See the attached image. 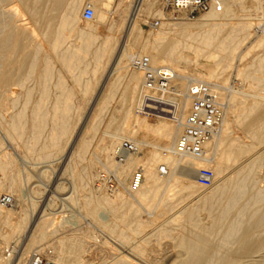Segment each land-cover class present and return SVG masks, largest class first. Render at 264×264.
<instances>
[{"label":"bare ground","instance_id":"bare-ground-1","mask_svg":"<svg viewBox=\"0 0 264 264\" xmlns=\"http://www.w3.org/2000/svg\"><path fill=\"white\" fill-rule=\"evenodd\" d=\"M113 1L90 0V2H86L93 7L94 15L91 21H95L96 24H89L88 28L80 30L81 44L64 41L62 35L73 31L72 23L76 19H81L79 12L83 10L86 4L83 3V0H17V8L14 5L12 7L9 6L11 9L14 7L9 11V15L15 16L16 20L13 18L15 24L12 25L8 22L0 25V104L5 98L6 92L12 95L16 94L15 86H21L24 89L22 91L24 93L22 95L17 94L13 99H7L9 102H5V104L10 103L11 108L14 109L18 103L20 105L19 101L22 97L24 98V103L22 100V105H20V108H22L17 110L15 116L12 114L14 117L12 116L11 120L8 121V128L15 131L12 132L16 133L17 135H14L20 139L21 128L24 127L26 129L25 125L30 120V131H32V128L34 129L33 131L37 130L36 136H31V139H35L32 143L39 145V139H41L42 133L45 132L44 129L47 126L48 116L45 113H38V110L46 108L43 105L33 107L29 111V113L31 112L30 115H32L30 118L26 115L28 104L33 95V89L32 85L31 87L24 86L28 85V81L31 79L41 81L39 83L41 86L39 88L41 93L40 100H45L49 96L51 89L46 85L52 83L50 82L52 79L57 80L52 84L55 86L60 85L58 88H61L59 93H54V104L51 107L52 113L49 115L51 123L49 125V129H51L48 131L49 139L44 144L42 142L40 146L58 144L74 124V122H71L73 114L69 112L78 107L70 103L63 104L64 101L73 97L71 89L66 90L65 86H62L63 84L60 82L65 77L52 74L55 71V66L51 57L39 58L43 42L46 41L45 39L52 37L50 41L51 48L55 52L59 64L63 66L62 69L71 72L66 78L73 80L71 81L72 85L76 86L75 88L81 94V97L86 99V102L91 100L92 92L98 82L90 81L95 76L94 74L89 76L87 73H83L85 72L83 70L89 66V62L85 57H81L80 54H92L90 60L93 63L91 67L96 70L102 63L104 64L102 71H105L114 55L115 58L110 75H114L113 79L126 78V83L117 96V101L120 104L115 108V111H121V113L116 114L113 111V113L106 114L109 109V103L114 99L116 86L115 82L109 83L106 89L107 92L99 96L96 119L87 125L81 141H79V145L89 144L91 141L89 137H94L96 131L99 130V124H105V128L101 131L98 140L100 149L94 155V161L100 163L106 170L114 172L119 182L112 194H104L101 188L93 186L94 191L100 193L101 200L98 202L114 205L113 214L116 216L115 219L118 222H123L125 228L134 232V235H137V233L147 227L157 225L159 228L156 231V236L159 238H170L171 242H174V246L176 245V247L180 248V251L177 248L179 253L174 260V264H264V187L255 189L256 180L253 179L256 170L264 173V152L257 151L259 148H257V145L264 143V103L262 102L264 101V83L260 86L261 88H258L262 89V93L257 94L256 84L248 86L246 91L244 89L248 97H251V100L246 107L241 108L235 105L236 96L226 98L227 85L224 86V84L228 77L225 78L226 81L220 79L221 70L226 65H221V62L226 59H233L232 54L237 48L239 36L245 34L249 28L253 27L248 21V16L252 17L250 15L261 8L263 0H225L224 9L221 12L209 10L200 19L161 22V27H158L159 30L156 33L146 30L145 21L153 15L162 18L161 0H118V6H123L117 15L121 21L117 19V21L109 22L108 14ZM230 21H235V23L230 25ZM87 22L89 21H84V23ZM258 23L257 25H260V22ZM228 24L231 29L228 28L229 31L224 33L223 27ZM105 27H107V30L102 43L95 46V42L103 34ZM205 27L209 28L204 29ZM262 27L264 29V26ZM249 35L248 37H250ZM113 38H115L114 42ZM257 38L256 41H253L255 42L252 46L254 50L256 47L262 48L261 46L264 45V31ZM118 41H121V44L117 50ZM94 46L96 49L93 51L91 49ZM224 52L226 53L224 57L217 58L219 54L221 55ZM244 52L247 53V50ZM244 52L242 54L243 57L247 55ZM189 53H193V57H189ZM143 55L148 56L154 66H164L173 69L178 75L177 84L179 89H184L187 78L207 82L215 89L219 99L224 102V115L220 133L205 144L202 157L196 158L173 154L171 149L180 131L179 125L166 119L153 122L149 117L137 112L141 74L131 68V61L135 57ZM238 55L242 56L240 53ZM43 57L45 56L43 55ZM258 58V61L256 60V68L252 72L249 73V70L248 73H245L244 68L247 66L244 65V68L239 70L237 75H244L243 78H246L244 81H248V83L258 84L260 81L264 82V55ZM232 59L228 63L234 62ZM84 61H87V64ZM81 63H83L82 67H85L83 70L79 67ZM227 65L229 66V64ZM36 69L40 71V74L34 77ZM78 69H80V73H72V71L74 72ZM81 70L83 71L82 73ZM103 73L98 76V79H101ZM82 78H86V81H80ZM188 108V100H181L179 109L181 118L186 115ZM107 115L109 118L105 120ZM79 117L81 116L79 115ZM233 126L242 129L253 141L247 144L246 148L240 150L239 154L241 156L236 155L232 149V147L238 145L235 143V138L229 141L226 140L232 132ZM30 131L29 133L31 134L32 132ZM105 136L108 139L105 142H101ZM2 138L6 141L5 136H2ZM123 139L133 140L140 150L137 154L128 156L125 163L114 164V148ZM224 144L228 146V150L226 152H218L219 148ZM30 150L33 153L34 149H27L31 156ZM14 152L19 156L15 150ZM78 152L79 157L84 154L83 151ZM51 154L45 153V155L49 156ZM251 154L252 156L248 157ZM5 163L4 165L1 163L2 165L0 166L4 168L6 166ZM163 164L169 168V172L166 175H160L159 173V168ZM202 167L211 168L214 172L213 183L210 187H207L208 189L210 188L209 192L201 197V202L200 204L198 203V206L193 204V206H189L186 203L182 209L180 208L181 210L178 208L176 212L178 215L175 213L171 214L170 221L166 222L173 225L168 226L165 224L166 222H164L165 225L162 224L163 222L161 223V221L162 219L164 221V216L171 210L174 211V205L177 207L178 204L172 206L169 203L170 201L168 202L165 199L166 197H162L161 193L169 194L170 192L169 196H172L173 192L171 193V191L177 188L180 192L185 193L187 198L194 196V193L199 189V185L195 180L182 181L180 175L183 172H188L195 177L197 170ZM138 168L142 170L143 178L139 188L130 192L128 191V186L134 172ZM90 177L87 178L90 179ZM79 180H81V183L82 181L85 182L83 179ZM12 182L15 183L14 180L11 181V184ZM261 182L264 183V175ZM86 192L88 191L86 190ZM9 195L14 198V194ZM76 198H74V201ZM82 201L78 203L90 205L88 202ZM135 203L145 205L147 210L149 207L150 209L151 207L153 208L146 220L143 219L142 221L139 219L138 209L134 207ZM33 213V210L29 211L28 220L33 217ZM42 216L44 217L43 214ZM0 219V224L4 225L12 221L14 216L10 213V210L0 208ZM19 219L20 221L16 222L17 224L11 223L9 232H4L3 230L1 232L0 230L1 239H3L2 241L6 246V254H0V264H24L30 252L29 250L35 242L34 237L38 239L36 241H43L49 235L47 230L49 224H40L38 222L39 224H35L32 230L33 235L29 237L22 248L19 245L27 228L28 220L24 215ZM102 226L108 228L107 224H102ZM16 228H22L20 231L22 234L20 233V236L14 238L15 243L13 245H9L8 241L15 234ZM178 228L186 233L178 232ZM108 229L116 236V239L119 238L125 243L128 242L129 236L127 234L129 233L126 234L124 230H118L117 225L114 224ZM146 231L148 230L146 229ZM129 235L131 236L132 234ZM136 235L134 237H138ZM90 236L86 231L65 234L64 238L56 239L47 247H40L38 243L37 245L40 247L38 251L46 255L54 264H89V260L85 258V253L91 249H101L94 245L95 242L89 244L90 241L88 242L86 239ZM154 243L156 244V242ZM133 249L137 254L141 255L145 250L141 244H137Z\"/></svg>","mask_w":264,"mask_h":264},{"label":"rangeland","instance_id":"rangeland-1","mask_svg":"<svg viewBox=\"0 0 264 264\" xmlns=\"http://www.w3.org/2000/svg\"><path fill=\"white\" fill-rule=\"evenodd\" d=\"M16 1L17 0H2V1H0V18H1L0 19V25L4 24L5 22L10 23L11 25L15 24L16 17L15 16L12 17L11 15H9V11L12 10L14 7L17 8ZM86 2H90V0H83V3H86ZM161 2H162V0H161ZM262 3H263L261 5L262 9L260 8L259 10H257L258 11V12L256 11L257 13L256 12L252 13V15H250L252 17L248 16V21L253 26V27L251 26L253 29L249 28V30L245 34L239 36V38H238L239 42H238L237 48L234 51V53L232 54L233 59L230 58V60L232 59V61H234V62H232V63L230 62L231 63L230 64V63H228L230 60H227V59L221 62V65H223V64H226V65H224L223 66L224 69L222 68V70H221L220 79L222 81H226L225 78L228 77L227 81L224 84V86L227 85L226 86L227 87L226 88V96H227L226 98L228 99V97L236 96V98H237L235 101L236 107L238 106V107L244 108L249 104L251 97L250 96L248 97V94L245 92L246 88L248 86H250V85L253 86L256 84L257 86H255V89H256L257 94L262 93V89H258V88H261L260 86L263 85V83H264L263 81L262 82L260 81V83H258V84L257 83L252 84V83H248V81H244V80H246V78H243L244 75H242V74L237 75L238 71L244 68V65L247 66V67L245 66L246 68H244L245 73L246 72L248 73L249 70H250L249 73L252 72V70L254 68H256V65H257L256 60L258 61V59H259L258 57L264 55V45L261 46L262 48L256 47L255 48L256 51L254 50V47H252L253 44L255 43L253 41H256L258 39L257 37L262 35V32L264 31V29L262 27V26H264L263 25L264 24V14H263L264 13V0L262 1ZM13 5H14V7L11 9V7ZM9 6H11V7H9ZM122 8H123V6H118V0H114L112 2L111 7H110V12L108 14V21L109 22H112L114 20L117 21L118 11ZM160 8L162 9V5H160ZM261 12H262V14H260ZM81 13H82V10H80L79 15H81ZM203 14H205V12H200L193 19L194 20L200 19ZM257 16H258V19H257ZM254 17H255V19H254ZM2 19H3V21H1ZM156 19H158V17L154 16V15L146 19V21H145L146 26L145 27H146V30L148 32L156 33L159 30V28L161 27V23L159 25L160 26L159 28L158 27L154 28L150 25V23ZM164 19L161 22L179 21V20H173L172 18L167 17V16ZM118 20L121 21V19H118ZM182 21H186V20H182ZM230 22H231L230 25L232 23H235V21H230ZM258 22H260V25H257V24H259ZM89 24L90 25L96 24V22L95 21H89L87 23H84V21H82L81 19H79V20L76 19L72 23L74 30L71 32H66L64 35H62L63 40L68 41V42H73L76 44L77 43L81 44L82 40L80 38V30L88 28L87 26H89ZM230 25L228 24V25H225L223 27L224 33L229 31V29H231ZM207 28H209V27H205L204 29H207ZM106 30H107V27H105L103 34L95 42V46L100 45L102 43L103 38L105 37ZM253 33H255V34H253ZM117 35H118V32H117ZM248 35L250 37H248ZM241 36H242V38H241ZM51 38L52 37H48V39H45L46 41L43 42V48L40 51L41 53H39V58L41 57L43 59V58H46L47 56L49 58L51 57L52 63L55 66V67L53 66L55 71L52 72V74H54V76L62 75L65 77L60 82L63 84L62 86H65L66 90L71 89L73 97L67 101H64L63 104L70 103V104H74L78 107L77 109L74 108L72 111L69 112V113L73 114L72 117L74 118V120L72 118L71 122L72 123L74 122V124H73L72 128L69 129L67 131V133L62 137V139L59 141L58 144H56L54 146H51L49 144H47V146H43V145L40 146V144L42 142H43L42 144H44V142H47L49 139L48 138L49 137L48 131H50V129H51V128L49 129V125H51L49 115L52 113L51 107L54 104V98H55L54 95L59 93L61 88H58V87H60V85H56V86L53 85L52 83L56 82L57 80L55 81V79H52L50 81L52 83H49L48 85H46L47 87H49L51 89L49 96L46 97L45 100H40L41 93H40L39 88L41 86L39 83L41 81L37 80V79H31L28 81L29 82L28 85L24 86V87H29V86L31 87V85H32V89L34 90V91L32 90L33 95H32V98L30 99V102H29L30 105L28 104L26 115L30 118L32 115H30L31 112L29 113V111H31V109L37 105H43V106H46V108L38 110V113L39 114L45 113L48 116L47 117L48 122H47V126L44 129L45 132L42 133V137L40 136L41 139H39V143H38L39 145H34L32 143V142H34L35 139L34 138L31 139V136H33V137L36 136L37 130L33 131L34 129L32 128V131H30V129H29V128H31L30 120L26 123L27 125H25L26 129L28 128L27 130L24 127L21 128L22 129L21 132L23 134L21 133L22 135L20 134V136L22 137L23 140L21 139L20 136H19L20 139H18V137L16 136L17 134L13 133L15 131L8 128V121L11 120L10 118H12L13 115L15 116L17 110L22 108V107L20 108V105H22V100L24 98L23 97L20 98V101H19L20 105L18 103L17 106L14 107V109L11 108L10 103L5 104V102H9V100H7V99H13L17 94L22 95L24 93V92H22L24 89L21 88V86H19L20 88L15 86L14 90L16 89L15 90L16 94L12 95L11 93L6 92L5 98L0 104V107L2 106L0 108V116L3 117V119H2V117H0V133H1V135H0V165H2V164L4 165V163L6 161V163H5L6 168L5 167L2 168V166H0L1 167L0 168V185H1L0 194L1 193L14 194L15 199H14V203L12 206L0 207L3 210H10V213L14 216V219L12 221H9L7 224H4V225L0 224L1 232H2V230L4 232H9L10 231L9 226L11 225V223L17 224L16 222L20 221L19 218L22 215L26 216L27 220H28L29 211L33 210L34 211L33 217H31L27 221L28 222L27 228L25 229V232L23 233L22 241L20 242L19 246H21L22 248L25 246L29 237L31 235H33L32 230H33L35 224L36 225L39 223L40 224L41 223L49 224V226L47 228V230L49 231V235H47L43 241H36L38 239L36 237H34L36 245L34 242L33 245L31 246L32 249L30 248V250H29L30 252H29L28 256L31 254V251H33V250L38 251V249H40L41 246L47 247L49 244L53 243L56 239H59L60 237L64 238L65 234L67 235V234H70L72 232L86 231L89 236L91 235L89 238L86 239L88 242L90 241L89 244L91 242L92 243L95 242L94 245H96L98 248H101L99 250L98 249H91L90 251L85 253V258H87L89 260V262H90L89 264H111L112 262H113V264L114 263L115 264H118V263L119 264H127V262H128V264H142V262H143V264H167V263L168 264H174V260L179 253L177 248L179 249V251H180V248L176 247V245L174 246V244H173L174 242H171L170 238H167V237L159 238V237H157L156 231L159 228V227H157V225H154L155 227L154 226L147 227L146 229L148 231H146V229H144L143 231L137 233V235L135 234L139 238L134 237L135 236L133 234L134 232H132L129 229H126L125 224L123 222H118L115 219L116 216L113 214L114 205H110V204H106V203L101 204L100 202H98L101 200V197H100V193L95 192L93 189L94 188L93 186L96 187L95 176H96L97 171L106 170V169L100 163L94 161V155L100 149V142L98 140H99L101 131L105 128V124H103V123L99 124V127H98L99 130L96 131L94 137H92V138L89 137V140H91L89 142V144L79 145V141H81V138H82V135L85 131V128L87 127V125L89 123L93 122V120L96 119L95 115L98 114V111H96V108H97V102H98L99 96H100V94H105L107 92L106 89L109 86V83L115 82L116 86L114 89V99L112 98L113 101H111L109 103V109L106 111V114L113 113V111L116 114L121 113V111H117V110L115 111V108L118 107L120 104V102L118 103V101H117L118 100L117 96H118L120 90H122V88L124 87V84L126 83V78L113 79L114 75H110L111 67L113 66L115 56L113 55L111 61L107 65L105 71H102V66L104 65L102 63L100 64V67L96 70H94V68L91 67L92 63H93V61L90 60L92 57V54H80L81 57H85L86 60H88V62H89V66L87 67V69H84V70H83V68H85V67H82L83 63H81L79 65V67L82 68L83 71H85V72H83L81 70V73L82 72L87 73L89 76L94 74L95 76L92 79H90V81L98 82V85H95L96 91L94 90L92 92L91 100L89 102H86V99L81 97V94L75 88L76 86L72 85L71 81H73V80H71L70 78L69 79L66 78L71 74V72H69L65 69H62L63 66L61 64H59V62L55 56L56 54L53 51V49L51 48V44H50ZM246 38H247V41H246ZM114 40H115V38H113V42H114ZM243 41H246V42H243ZM113 42H112V44H113ZM118 42H117V50L121 44V41H118ZM194 44L196 45V43H194ZM95 46L91 50L94 51V49H96ZM240 48H241V50H240ZM246 50H247V53L244 52ZM243 52H244V54H247L246 55L247 57L245 55L243 57V55H242ZM239 53L242 56L238 55ZM43 55L45 57H43ZM85 55H87V56H85ZM225 55H226V53L224 52L221 55L219 54L217 56V58H219V57L222 58ZM188 56L193 57V53H189ZM247 60H248V62H247ZM84 62H85V64H87V61H84ZM227 64H229V66ZM249 65H250V67H248ZM226 67H228V68H226ZM78 70H75L74 72L72 71V73H78V72L80 73V69H78ZM102 72H104V73H103L101 79H98V76ZM35 73L36 74L34 75V77H36L38 74H40V71L38 69H36ZM87 74H86V76H87ZM80 81H86V78H82ZM229 88L231 90H227ZM244 89H245V91H244ZM36 90H37V92H36ZM236 91H238V92H236ZM38 92L40 94L39 96H38ZM102 92H104V93H102ZM259 101H261V100H259ZM262 102L264 103V101H262ZM23 103H24V100H23ZM3 107H4V109L2 112ZM34 113L36 114V112H34ZM79 115L81 117H79ZM108 118L109 117L107 115L105 117V120H107ZM149 119L152 120L153 122L155 121V119H151V118H149ZM4 122H5V124H4ZM115 124H113V126H115ZM3 127H5L4 128L5 131L3 130ZM29 131L32 133L30 134ZM14 134H16V135H14ZM7 135H8V137H7ZM25 135H27V136H25ZM2 136L6 137V141L3 140ZM28 137H30L29 141H28ZM43 137L44 138L46 137V138L44 139ZM227 138L228 139H226V140H228V141L235 138V140H236L235 143L238 145L232 147V149L235 152V154L239 155V156H241L239 154L240 150L246 148L245 146L247 144H250L253 142L245 134V132L237 126L232 127V132L230 133V135H228ZM107 139H108V137L105 136L101 142H103V141L105 142ZM24 140H26V141H24ZM28 142H30V143H28ZM115 142H117V140H115ZM27 146H30V147L27 148ZM34 146H35V148H34ZM30 148L35 150V151L33 150V153L30 150L31 156H30V152L27 151V149L29 150ZM257 148H258L257 151L264 152V143L261 145H257ZM13 149L17 152V154L20 157L15 154ZM227 150H228V146L226 144H224L219 148L218 152H226ZM78 151H83L84 154L79 157ZM45 153H49V154L52 153V154L49 156V155H45ZM34 154H35V157H34ZM252 154H253V152H252ZM252 154L250 156L248 155V157H251ZM248 157L246 156V158H248ZM2 159H4L5 161ZM113 162L115 164L114 158H113ZM87 167H90V168H87ZM83 168H85V169H83ZM82 170H83V173H82ZM262 173H263L262 171L256 170L255 174L253 175V177L254 176L256 177V178L255 177L253 178L256 180L255 189L264 187V183L261 182L262 177L264 175V173L263 174ZM89 176H91L90 179H91L92 184L90 182V179L87 178ZM79 179H83V180H85V182L82 181V183H81L80 182L81 180H79ZM88 179H89V181H87ZM180 179L182 181H184V180H195V177L193 176L192 173L183 172L180 175ZM12 180H14L15 183L12 182V184H11ZM93 181H94V183H93ZM87 182H88V184H87ZM85 183H86V185H85ZM76 187H78V188H76ZM86 190L88 192H86ZM101 190H102V193H104V194L105 193L112 194L111 192L105 191L104 189H101ZM209 190H210V188L208 189L207 187H202L199 185V189L196 193H194V196L192 195L191 197H188V198L186 197L187 195L185 193L180 192L177 188H174L171 191V193L173 192V194H171V195L174 197L169 196L170 192H169V194L168 193L165 194V192H162L161 193L162 197H164V198L166 197L165 199H167L168 202L170 201L169 203L172 206L174 204H176V205L178 204V205H177V207L174 205V211L171 210L170 211L171 213L169 212L168 214H166L164 216V221L162 219L161 223L163 222L162 224H164V222H166L168 220L170 221L171 214L173 215L175 213L176 215H178V213H176L178 211V208H179V210H181L183 208V206H185L184 204H186V203L189 206H193V205L198 206L201 202V197L204 196L205 194H207L209 192ZM175 192L176 193L178 192V193L176 194ZM21 194H22V196H20ZM89 195H90V199H89ZM184 196H185V198H183ZM20 197H21V199H20ZM75 197H77L76 198L77 202H76V199L74 201ZM22 198H23V200H22ZM93 198H94V200H93ZM180 199H182V200H180ZM82 200L84 202H88L90 205L87 206V204L82 205V204L78 203V202H81ZM198 200H199V202H197ZM91 202L95 205H93ZM138 204H139V206H138ZM134 207L138 209V217L142 221H143V219L146 220V218L149 217L151 211H153L152 207H151V209L149 207V209L147 210V208H145V205L140 204V203H135ZM42 214L44 215V217L43 216L41 217ZM98 215H100L99 216L100 219L98 218ZM15 218H16V220H15ZM101 218H103V219H101ZM104 218H106V219L104 220ZM165 218H166V220H165ZM113 220H114V223H113ZM36 221H37V223H36ZM0 222H1V219H0ZM102 224H105V225L107 224L108 228L114 226V224H115V225H117L118 230H124L126 232V234L129 233L132 235L130 236L129 234H127L129 236V240L127 243H125L122 240H120L119 238L116 239V236L111 233L110 229H108L106 226H102ZM165 224L168 226L173 225L169 222H166ZM82 228H83V230H82ZM21 230H22V228H16V232L13 235L14 237L12 236L10 238V240L8 241L9 245H13L15 243L14 238H16L22 234L20 232ZM177 231L180 233H186L184 230L182 231V229H180V228H178ZM146 232H148V233H146ZM1 238L2 237L0 236V248H1L0 254L5 255L6 254V251H5L6 246H5V243L2 241L3 239H1ZM91 239H94V240H91ZM143 240H144V242H143ZM154 242H156V244ZM37 244L40 245V247H38ZM137 244H141L142 248L145 249L144 253L142 255L137 254L135 252V250L133 249L134 246H136ZM129 247H130V249L127 250V248H129ZM35 249H37V250H35ZM127 251H129V252H127ZM42 255L44 257H46V255H44V254H42ZM120 258L123 259L124 262ZM140 259H143V260H140Z\"/></svg>","mask_w":264,"mask_h":264},{"label":"built area","instance_id":"built-area-1","mask_svg":"<svg viewBox=\"0 0 264 264\" xmlns=\"http://www.w3.org/2000/svg\"><path fill=\"white\" fill-rule=\"evenodd\" d=\"M225 0H162V18L150 23L154 28L159 27L166 16L173 20L193 19L200 12L214 10L221 12ZM94 15L93 7L86 3L82 13V21H91ZM131 68L141 74L140 91L137 112L155 121L166 119L179 125L180 131L176 137L171 152L175 155H187L200 158L204 154L205 144L218 135L221 130L224 115L222 102L215 89L207 82L187 78L184 89H179L177 73L164 66H154L148 56H137L131 61ZM186 99L189 108L186 115L180 116V101ZM140 148L130 139H123L114 148L115 163L123 164L130 155L137 154ZM169 168L161 165L160 175H166ZM143 178L142 170L134 172L128 191L139 188ZM214 172L211 168L202 167L197 170L195 181L202 187H210L213 183ZM117 175L108 170H99L95 176L97 188L113 192L118 186ZM14 203L12 195L0 194V206L10 207ZM24 264H54L38 251L31 253Z\"/></svg>","mask_w":264,"mask_h":264}]
</instances>
